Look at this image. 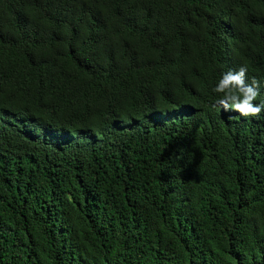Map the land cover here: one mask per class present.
Listing matches in <instances>:
<instances>
[{
	"label": "trees",
	"instance_id": "1",
	"mask_svg": "<svg viewBox=\"0 0 264 264\" xmlns=\"http://www.w3.org/2000/svg\"><path fill=\"white\" fill-rule=\"evenodd\" d=\"M248 87L264 0H0V264H264Z\"/></svg>",
	"mask_w": 264,
	"mask_h": 264
},
{
	"label": "clouds",
	"instance_id": "2",
	"mask_svg": "<svg viewBox=\"0 0 264 264\" xmlns=\"http://www.w3.org/2000/svg\"><path fill=\"white\" fill-rule=\"evenodd\" d=\"M246 72L245 68H241L240 72L238 75H227L221 82L220 88L217 89L219 90H223V88H225L226 86L230 85V84H234V85H243V79L242 77H244ZM235 82V83H233ZM243 91L245 92V100L242 104H238L237 107L241 110V112L244 115H258L261 111V107H264V105L261 106H253L250 101H252L256 95L258 94L253 88L248 87L247 89H243ZM231 98H235L234 96Z\"/></svg>",
	"mask_w": 264,
	"mask_h": 264
}]
</instances>
